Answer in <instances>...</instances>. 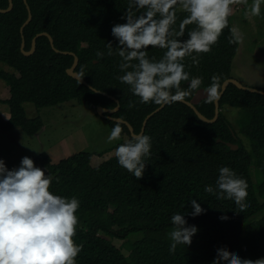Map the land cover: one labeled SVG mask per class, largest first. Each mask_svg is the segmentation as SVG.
<instances>
[{
	"label": "trees",
	"instance_id": "trees-1",
	"mask_svg": "<svg viewBox=\"0 0 264 264\" xmlns=\"http://www.w3.org/2000/svg\"><path fill=\"white\" fill-rule=\"evenodd\" d=\"M27 1L32 20L23 32L21 28L29 16L24 0H13V9L0 13V63L13 69H0V80L7 83L11 94L7 99L0 98L1 103L9 106L11 115L5 119L0 114V133L17 127L29 135L41 130L42 119L27 116L24 105L27 102L37 108L71 100L96 108L113 109L118 105L112 97L97 93L70 76L68 69L74 56L56 52L47 36L37 38L33 54H24L23 40L25 50L29 51L33 38L48 32L59 50L79 57L76 72L89 85L119 101V110L110 115L127 120L134 132L140 134L145 118L159 106L140 103L129 86L119 80L124 73L119 67L121 58L116 54L118 41L111 29L114 24L126 22L121 17L128 0ZM8 6L9 0H0V8ZM186 15L177 9V29ZM232 18L230 15L228 27L212 50L199 55L198 64H193L191 57L184 60L190 77L203 79L196 90L189 89L188 82H181V89L188 92L184 99L192 101L208 118L215 116V102H206V89L212 78L218 77L220 92L224 81L233 78L232 65L239 42L229 43ZM194 27L188 25L181 39H187V30ZM109 42L113 44L111 56L107 55ZM97 52L105 55L98 58ZM164 52L151 46L147 49L149 58L156 60ZM202 90L205 94L197 99ZM225 106L241 110L236 120L239 131L225 115ZM220 109L214 123L202 121L181 101L152 115L143 133L152 138L151 155L139 179L122 168L115 156L92 165L95 155L103 156L133 137L129 127L120 122L121 137L110 149L79 151L57 163L47 152L33 159L35 166L53 177L50 191L69 198L76 196L80 201L76 213L79 223L73 239L83 247L76 264H211L217 247L235 251L243 259H264V94L230 83L220 99ZM106 120L111 129L117 124ZM240 133L248 137L250 148L243 143ZM228 142L239 148H231ZM221 166L229 167L247 182L243 211L230 200L217 199L204 191L206 185L215 188ZM192 199L205 209L196 217L190 215ZM178 212L184 213L188 224L197 226L198 231L191 245H178L173 254L169 251L170 218ZM221 215L224 219H220ZM135 232L143 236L131 244V253L126 256L112 239L126 240Z\"/></svg>",
	"mask_w": 264,
	"mask_h": 264
},
{
	"label": "clouds",
	"instance_id": "clouds-1",
	"mask_svg": "<svg viewBox=\"0 0 264 264\" xmlns=\"http://www.w3.org/2000/svg\"><path fill=\"white\" fill-rule=\"evenodd\" d=\"M245 4L248 0H128L121 17L125 23L114 24L111 34L118 41L116 54L121 58L119 80L129 86L133 95L142 104L158 106L181 101L188 95L181 89V82L188 88L198 89L202 77H190L185 70V57L193 64L199 63V55L212 50L223 30L228 27L233 4ZM264 0H253L252 16H260ZM187 13L176 28L177 9ZM195 27L185 30L188 25ZM229 43H238L242 34L235 28L230 30ZM164 49L161 59L149 58L147 49ZM107 55H113V44L107 43ZM103 52H97L102 58ZM131 69V70H128ZM218 77L212 78L207 87V103L220 99ZM173 90H175L173 92ZM122 127L119 122L111 130L108 142L119 140ZM152 138L146 134L133 136L115 149L118 164L139 179L144 175L151 155ZM53 177L35 166L32 158L24 156L19 166L9 169L0 158V264H76L82 251L73 237L79 223L77 210L80 201L76 196L65 197L50 191ZM247 182L227 166L218 169L215 188L206 185L204 191L217 199L230 200L243 211L247 196ZM191 216L202 214L205 209L191 200ZM220 219H224L221 215ZM169 251L175 253L178 245L189 246L197 233L195 225H189L185 214L178 212L170 218ZM211 264H264L243 259L235 251L217 247Z\"/></svg>",
	"mask_w": 264,
	"mask_h": 264
},
{
	"label": "rangeland",
	"instance_id": "rangeland-1",
	"mask_svg": "<svg viewBox=\"0 0 264 264\" xmlns=\"http://www.w3.org/2000/svg\"><path fill=\"white\" fill-rule=\"evenodd\" d=\"M252 2L253 0H248L247 5L238 3L236 6H232V26L242 34L243 39L239 42L231 75L245 86H255L260 89L264 88V5L261 7L260 16H252L250 14ZM0 69L13 70L3 63H0ZM8 88L7 83L0 80V97H8L7 91L5 92V89ZM204 94L203 90L200 91L197 99H200ZM3 105L0 104V110L4 111L8 108L10 115L9 106ZM24 105L27 116L29 118L39 116L43 126L35 135L27 134L21 127L0 134V158L4 159L9 169L19 166L24 156L34 159L40 153L47 152L49 147L54 148L61 145V150L64 153L63 158H65L83 150L95 152L107 150L118 141L108 142L111 126L105 117L98 114L97 108L90 104L71 100L43 108H37L31 102ZM224 113L233 123L235 129L239 131L236 120L240 117L241 110L225 106ZM240 136L246 147L250 148L251 142L248 137L241 133ZM23 145L25 146L21 148ZM58 150L60 151L59 148ZM112 156H115V149L97 158L100 160L99 162H104ZM92 165L95 166L98 163L93 160ZM255 178L257 179V176ZM142 236L143 233L135 232L126 240L118 238L112 240L126 256H129L131 244Z\"/></svg>",
	"mask_w": 264,
	"mask_h": 264
},
{
	"label": "water",
	"instance_id": "water-1",
	"mask_svg": "<svg viewBox=\"0 0 264 264\" xmlns=\"http://www.w3.org/2000/svg\"><path fill=\"white\" fill-rule=\"evenodd\" d=\"M24 1H25V3L27 4L28 11H29V16H28V19L26 20V22L23 24V26H22V28H21V31H22V32H23L24 28H25V27L31 22V20H32V11H31V9H30V7H29V5H28V1H27V0H24ZM13 6H14L13 0H9V6H8L7 8H0V13H7V12H10V11L13 9ZM42 35H45V36H47V37L49 38L50 43H51V46H52V48H53L56 52H60V53H64V54H71V55L74 56V63H73V65L68 69V74H69L70 76H73V77H75V78H78L82 83L88 85V86H89L90 88H92L95 92H97V93H102V94H104V95H107V96H109V97H112L113 99H115V100L117 101V103H118L117 107L111 109V108H105V107H103V106H99V107H97V112H98L99 115H101V116H103V117H105V118H108V119H110V120H113V121H117V122H120V123H124V124H126V125L129 127V129H130V131H131V133H132L133 136L143 134L144 131H145L146 125H147V121L149 120V118H150L152 115L158 113L160 110H162V109L166 106V105L163 106V107L159 106V107H158L157 109H155L152 113H150V114L145 118V120H144V123H143V127H142V131H141V133H140V134H136V133L134 132V128H133V126L130 124V122H128L127 120H124L123 118H120V117H114V116L110 115V114H114V113H116V112L119 110V108H120L119 101H118L114 96H112V95H110V94H108V93H106V92H103V91H101V90L95 89L94 87H92L91 85H89V84H88V83H87V82H86V81H85V80H84V79H83V78H82V77L76 72V68H77L78 63H79V57H78L75 53H73V52L61 51V50H59V49L55 46V44H54V38L52 37L51 34H49L48 32H42V33L37 34V35L33 38L32 48H31V50H29V51H26V50H25V40H23V42H22V47H21V48H22V51L24 52V54H26V55H30V54H33V53H34V51L36 50V46H37V38H38L39 36H42ZM230 83H233V84H235L237 87L242 88V89H246V90H249V91H252V92H258V93H260V94H264V90H262V89L255 88V87H250V86H245V85L241 84L239 81H237L236 79H234V78H229V79H227L226 81H224V83H223V85H222L220 99H221L223 93L226 91V89H227V87H228V85H229ZM220 99H219L218 101L215 102V116H214L213 118H208L207 116H205V115H204V114H203V113H202V112L196 107V105H195L192 101H188V100H186V99H183V100H181V102H183V103L187 104L188 106H190V107L195 111V113L197 114V116H198L202 121H204V122H208V123H214V122L217 121V119L219 118V115H220V111H221V109H220ZM219 141H221V139H219ZM227 144H228L231 148H233V149H238V148H239V146H238L237 144H233V143H231V142H228Z\"/></svg>",
	"mask_w": 264,
	"mask_h": 264
},
{
	"label": "crops",
	"instance_id": "crops-1",
	"mask_svg": "<svg viewBox=\"0 0 264 264\" xmlns=\"http://www.w3.org/2000/svg\"><path fill=\"white\" fill-rule=\"evenodd\" d=\"M238 4V3H237ZM234 6H236V5H234ZM232 15V14H231ZM7 91V96L8 97H5V98H3V97H0V98H2V99H7V98H9L10 97V90H9V88L8 89H5V92ZM0 104H4V103H1L0 102ZM3 106H6L7 107V104H4ZM0 114L5 118V119H9L10 118V116L11 115H9L8 114V108H7V110H4L3 111V109H1L0 110ZM3 132H5V131H3ZM2 133V132H1ZM0 133V134H1ZM25 145H23L21 148H23ZM58 148L60 149V151L58 150ZM57 150V152H55ZM47 153L51 156V158L53 159V161L56 163V162H58V161H60L62 158H63V156H64V153L62 152V150H61V145H58V146H56V147H54V148H52V147H49L48 149H47ZM98 157V155H95L94 157H93V159H92V162H93V160H94V162H96V163H98V165L100 164V163H102V162H99L100 160L97 158ZM97 158V161H95V159ZM95 166H97V165H95ZM37 167H40V166H37ZM41 168V167H40ZM42 169V168H41ZM44 170V169H43Z\"/></svg>",
	"mask_w": 264,
	"mask_h": 264
}]
</instances>
